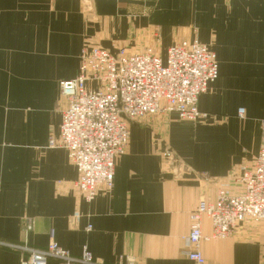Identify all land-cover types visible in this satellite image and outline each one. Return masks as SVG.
<instances>
[{
	"label": "crops",
	"instance_id": "0c3cea01",
	"mask_svg": "<svg viewBox=\"0 0 264 264\" xmlns=\"http://www.w3.org/2000/svg\"><path fill=\"white\" fill-rule=\"evenodd\" d=\"M184 39L206 46L218 64L198 98L207 117L131 123L111 190L86 202L66 151L47 145L58 139L65 107L60 82L77 76L85 47L164 58ZM262 146L264 0H0V241L45 249L53 231L72 257L86 250L104 264H193L185 255L190 214L221 184L239 193L232 179ZM164 149L175 157L168 168ZM210 230L204 219L203 236ZM200 251L205 264H264V221L248 219ZM25 257L0 247V264Z\"/></svg>",
	"mask_w": 264,
	"mask_h": 264
},
{
	"label": "built area",
	"instance_id": "2783aa9c",
	"mask_svg": "<svg viewBox=\"0 0 264 264\" xmlns=\"http://www.w3.org/2000/svg\"><path fill=\"white\" fill-rule=\"evenodd\" d=\"M79 59L77 76L59 84L65 107L58 139L49 138L47 145L66 151L78 174L75 187L89 203L99 190H111L115 162L126 152L131 123L161 114H175L190 123L207 117L198 111V98L216 80L218 64L214 54L196 39L173 43L164 58L152 49L140 53L120 50L111 55L98 47H85ZM242 116L239 110L238 117ZM160 155L166 168L175 161L169 149ZM232 181L240 185L239 193L221 184L215 198L200 201L189 216L185 255L193 264H205L202 241L226 239L248 219L264 221V146L252 165L242 167ZM204 219L210 224L208 236L202 234ZM24 225L26 232L32 230L31 221ZM49 236L45 249L2 241L0 247L25 253L21 264H104L86 250L80 257H72L53 240V231Z\"/></svg>",
	"mask_w": 264,
	"mask_h": 264
}]
</instances>
